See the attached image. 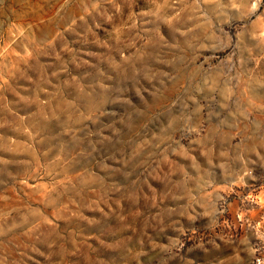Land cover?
Wrapping results in <instances>:
<instances>
[{
	"label": "rangeland",
	"instance_id": "1",
	"mask_svg": "<svg viewBox=\"0 0 264 264\" xmlns=\"http://www.w3.org/2000/svg\"><path fill=\"white\" fill-rule=\"evenodd\" d=\"M0 264H264V0H0Z\"/></svg>",
	"mask_w": 264,
	"mask_h": 264
}]
</instances>
